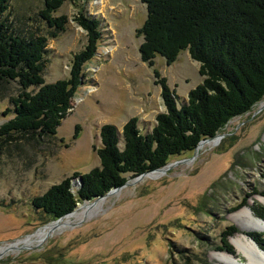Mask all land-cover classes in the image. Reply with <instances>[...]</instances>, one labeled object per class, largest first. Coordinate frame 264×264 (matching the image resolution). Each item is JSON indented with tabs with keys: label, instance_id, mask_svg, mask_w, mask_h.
Wrapping results in <instances>:
<instances>
[{
	"label": "rangeland",
	"instance_id": "374dc122",
	"mask_svg": "<svg viewBox=\"0 0 264 264\" xmlns=\"http://www.w3.org/2000/svg\"><path fill=\"white\" fill-rule=\"evenodd\" d=\"M43 8L44 0H10L1 18L23 37H48L42 73L46 82L69 78L74 56L88 45V32L76 16L98 19L102 35L83 66L82 84L57 135L41 143H7L0 151V247L59 221L36 209L33 198L67 178H73L77 192L78 173L101 165L97 149L103 125L118 127L123 147V127L132 117L147 133L165 110L161 78L180 103L203 82L200 63L188 50L171 64L160 54L154 66L142 60L139 29L148 13L142 0H66L54 13L68 17L65 30L51 27L40 16ZM20 91L17 82H0V126L12 117L4 111ZM217 136V144L172 156L167 165L181 159L192 162L158 168L164 170L160 177L148 176L154 170L129 174L119 189L80 201L72 212L104 199L44 240L8 249L0 264H226L217 256L223 231L239 228L231 243L233 237L252 232L239 226L247 218L242 210L264 205V98L232 118ZM234 247L236 255L229 254L241 263L260 264L255 253Z\"/></svg>",
	"mask_w": 264,
	"mask_h": 264
},
{
	"label": "trees",
	"instance_id": "16d2710c",
	"mask_svg": "<svg viewBox=\"0 0 264 264\" xmlns=\"http://www.w3.org/2000/svg\"><path fill=\"white\" fill-rule=\"evenodd\" d=\"M65 1L44 0L40 16L51 27L65 30L68 17L54 15ZM142 1L148 12L139 29L144 38L142 60L154 66L160 54L171 64L188 50L200 63L203 82L180 103L167 79L161 78L165 110L147 133L141 131L139 119L132 117L123 127V147L118 127L103 125L102 146L97 149L101 165L78 173L77 192L73 178H67L33 198L34 207L55 220L72 212L80 201L124 185L129 174L151 172L166 166L172 156L194 151L203 139L214 137L232 118L264 98V0ZM9 7L10 0H0V82H17L21 91L4 111L12 117L0 126V151L7 143H41L57 135L82 84L83 66L94 56L102 35L98 19L83 13L76 16L88 32V45L74 56L69 78L46 82L42 73L48 37L14 32L1 18ZM32 86L38 89L30 90ZM246 204L247 200L241 206ZM252 210L264 219V205L254 203ZM238 231L236 225L226 228L218 250L236 255L230 237ZM247 234L264 249V233Z\"/></svg>",
	"mask_w": 264,
	"mask_h": 264
},
{
	"label": "bare ground",
	"instance_id": "6f19581e",
	"mask_svg": "<svg viewBox=\"0 0 264 264\" xmlns=\"http://www.w3.org/2000/svg\"><path fill=\"white\" fill-rule=\"evenodd\" d=\"M102 1V0H101ZM220 140L219 136H216L212 139L202 141L199 146L198 150H200L202 147L205 146H213L218 143ZM186 162H192L191 160H188ZM187 163V164H188ZM164 174V170H157L152 173H149L148 176H155L160 177ZM147 177V176H146ZM104 199H97L95 201H91L88 203H85L77 208L72 213L67 214L64 216L61 220L49 224L45 228L40 229L38 232H36L34 235L22 240L19 243L11 244V245H5L3 247H0V255L4 252H6L8 249L12 247H18L21 243H32L34 241H41L47 238L48 236L55 233L57 230H61L69 226V224L74 219H81L85 216L86 213L92 211L94 208L97 207L100 203H102ZM95 210V209H94ZM243 213L247 215V218L245 220H242L239 222V226L243 231H264V219H261L259 217H256L250 207H245L242 210ZM232 243L236 246L238 251H251L255 253L258 258L260 264H264V249L260 248L258 245L255 244V242L252 241V239L248 236L247 233L241 234L240 236H236L232 238ZM219 255L218 259L226 264H246L241 263L238 261L234 256L230 255L229 253H224V251L219 252L217 256ZM216 258V257H215Z\"/></svg>",
	"mask_w": 264,
	"mask_h": 264
},
{
	"label": "water",
	"instance_id": "95a60500",
	"mask_svg": "<svg viewBox=\"0 0 264 264\" xmlns=\"http://www.w3.org/2000/svg\"><path fill=\"white\" fill-rule=\"evenodd\" d=\"M217 135H218V133H217L214 137H216ZM214 137L205 138V139H203L202 141H206V140L212 139V138H214ZM202 141H201V142H202ZM201 142H200V143H201ZM200 143H199V144H200ZM197 147H198V146H197ZM187 160H188V159H181V160H178V161H176V162H174V163H171V164H169V165H167V166H169V167H173V166H175L176 164L186 162ZM161 169H162V168H161ZM157 170H159V169H157ZM154 171H155V170H154ZM145 174H148V173H145ZM145 174H143V175H145ZM143 175H142V176H143ZM116 189H119V188H116ZM101 197H103V196H100L99 198H101ZM61 218H62V217H61ZM61 218H60V219H61ZM60 219H58V220H60ZM261 219H262V218H261ZM248 236H249V234H248ZM249 237H250V236H249ZM250 238L252 239L253 242H255L256 245H258L257 242H256L252 237H250ZM258 246H259V245H258ZM232 255H233V254H232Z\"/></svg>",
	"mask_w": 264,
	"mask_h": 264
}]
</instances>
